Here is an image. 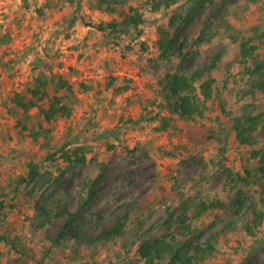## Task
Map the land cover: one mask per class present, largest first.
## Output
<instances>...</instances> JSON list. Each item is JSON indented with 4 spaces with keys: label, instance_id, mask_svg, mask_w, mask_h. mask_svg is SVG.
<instances>
[{
    "label": "rangeland",
    "instance_id": "1",
    "mask_svg": "<svg viewBox=\"0 0 264 264\" xmlns=\"http://www.w3.org/2000/svg\"><path fill=\"white\" fill-rule=\"evenodd\" d=\"M162 1L111 11L99 0H0V264H23L12 262L20 250L26 264H148L139 246L156 238L191 255L211 243L196 264H264V220L244 228L252 202L264 209V92L252 86L264 79V0H203L174 33L182 52L167 56L159 29L172 33L170 18L195 1ZM129 7L142 15L137 27L92 25ZM195 71L213 77L212 96L202 114L179 117L168 78ZM64 72L71 112L45 142L30 140L14 126L12 98H28L40 74ZM46 90L54 94L52 81ZM250 113L259 121L251 131L243 124L249 142H240L234 118ZM30 161L36 178L18 182ZM203 200L218 203L196 214ZM117 220L121 233L100 238Z\"/></svg>",
    "mask_w": 264,
    "mask_h": 264
},
{
    "label": "trees",
    "instance_id": "2",
    "mask_svg": "<svg viewBox=\"0 0 264 264\" xmlns=\"http://www.w3.org/2000/svg\"><path fill=\"white\" fill-rule=\"evenodd\" d=\"M72 1V0H70ZM125 0H99V4H107V8L111 11L114 10V6L111 4H122ZM176 0H163L165 6H169ZM195 2L190 7V12L187 15H173L170 18L169 24L174 27L172 33L164 28L159 29V37L157 39V47L160 50L162 56H167L172 52L176 51L178 53L182 52V47H176L174 44V33L181 30L183 25L190 18V14L198 10V5H201L203 0H194ZM109 4V5H108ZM161 3L156 2L153 5L154 9L159 8ZM198 4V5H197ZM142 21V15L138 12L137 8L129 7L128 10L121 9L119 11L118 18H112L107 22L92 23L97 29L101 31L117 32L121 30H127L132 27H137V25ZM252 48V47H251ZM247 47L242 43L241 52L245 55L247 54ZM200 81L198 85L195 82ZM54 83L55 92L53 95L49 96L46 90V86L49 82ZM213 77L206 79L201 78V71H195L191 75L186 74H171L168 78V88L165 94L168 99V106L171 112L177 114L179 117L192 118L195 114H202L203 107H206V103L211 98L213 92ZM254 88H258L264 92V79H257L252 83ZM64 89V93H60V90ZM29 92V97L26 98L24 93L16 92L12 98L14 108L21 113L15 119L14 126L19 127V132L27 136L30 140L45 142L47 139V134L50 131V127L54 124L55 120L60 116H67L70 114L71 109L67 103V98L71 95L73 91V86L70 83L68 73L54 74L51 79H47L45 75L40 74L35 78V83L31 87L27 88ZM44 100V104L41 101ZM38 107V111L34 114L30 113L32 107ZM259 121L258 115L247 114L244 116H238L234 118L233 128L236 131V137L240 142H249V137L245 135V129L243 124L245 122L249 123V131L253 130ZM48 123V127L44 124ZM168 122H164L162 127H164ZM60 149H64L61 147ZM62 154H68L64 151ZM74 154L79 158L77 151ZM256 155V152H255ZM49 157H54L55 154H49ZM70 158L69 155H67ZM38 164L34 161L28 162V170L26 176H21L17 178L18 182H29L34 180L38 173ZM237 176L244 179L241 175ZM216 202H206L201 201L198 204V209L196 214L203 210L209 208H214L217 205ZM250 209L252 212L251 222L244 226L248 232H252V228L260 224L264 220V209L258 208L257 205L252 202L250 204ZM73 214H70V218L66 221L64 228L72 221ZM124 226V220H117L110 229L105 233L100 235V238H110L111 236L121 233ZM189 229V225H186ZM142 256L146 257V261L149 263L153 262L156 258L162 259L168 255L170 264H196L199 257L205 252H209L213 249L211 243H207L204 247L201 245H195L193 247L194 254L191 255L187 248H183L181 244L166 242L164 239L156 238L151 241L145 240L139 246ZM24 253V251L20 250ZM20 253V256L12 258V262H20L26 264V260L21 257L24 254Z\"/></svg>",
    "mask_w": 264,
    "mask_h": 264
}]
</instances>
